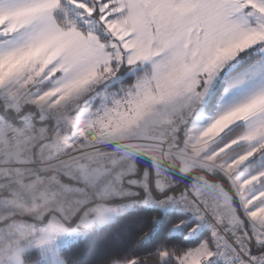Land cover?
<instances>
[{
	"label": "snow or ice",
	"instance_id": "6c2138e0",
	"mask_svg": "<svg viewBox=\"0 0 264 264\" xmlns=\"http://www.w3.org/2000/svg\"><path fill=\"white\" fill-rule=\"evenodd\" d=\"M134 205L111 264H264V0H0V264Z\"/></svg>",
	"mask_w": 264,
	"mask_h": 264
},
{
	"label": "trees",
	"instance_id": "16d2710c",
	"mask_svg": "<svg viewBox=\"0 0 264 264\" xmlns=\"http://www.w3.org/2000/svg\"><path fill=\"white\" fill-rule=\"evenodd\" d=\"M175 211L165 213L151 207L136 206L122 212L93 231L79 234L61 248V252L69 258V264H111L113 259H119L129 254L141 255L151 250L160 237L167 234L171 227V217ZM161 216L160 224L151 239L137 244L142 224L151 222L152 217ZM172 239H182L174 234Z\"/></svg>",
	"mask_w": 264,
	"mask_h": 264
},
{
	"label": "rangeland",
	"instance_id": "374dc122",
	"mask_svg": "<svg viewBox=\"0 0 264 264\" xmlns=\"http://www.w3.org/2000/svg\"><path fill=\"white\" fill-rule=\"evenodd\" d=\"M115 217V216H114ZM85 231L80 230L79 232H69V233H65L59 240V249L61 250V248L68 244L71 240H73L74 238L78 237L79 234L84 233ZM28 258L31 260H38L39 264H45V262L43 261V259L41 258V252L39 249L33 248L31 249L28 253Z\"/></svg>",
	"mask_w": 264,
	"mask_h": 264
},
{
	"label": "built area",
	"instance_id": "2783aa9c",
	"mask_svg": "<svg viewBox=\"0 0 264 264\" xmlns=\"http://www.w3.org/2000/svg\"><path fill=\"white\" fill-rule=\"evenodd\" d=\"M136 206H142V205H134L133 207H136ZM133 207L127 209L126 211L131 210ZM145 207H149V206H145ZM151 208H155V209H158V210L164 211V209H162V208H156V207H151ZM126 211H124V212H126ZM173 211H175V210H173Z\"/></svg>",
	"mask_w": 264,
	"mask_h": 264
},
{
	"label": "clouds",
	"instance_id": "9594fccd",
	"mask_svg": "<svg viewBox=\"0 0 264 264\" xmlns=\"http://www.w3.org/2000/svg\"><path fill=\"white\" fill-rule=\"evenodd\" d=\"M120 213H122V212H120L119 210H117V212H116L115 215H118V214H120ZM101 225H102V224H101Z\"/></svg>",
	"mask_w": 264,
	"mask_h": 264
}]
</instances>
